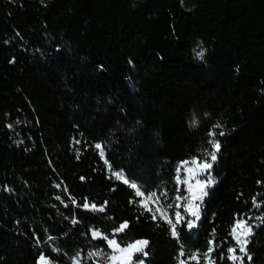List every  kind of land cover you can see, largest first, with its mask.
Returning a JSON list of instances; mask_svg holds the SVG:
<instances>
[{"label":"trees","instance_id":"trees-1","mask_svg":"<svg viewBox=\"0 0 264 264\" xmlns=\"http://www.w3.org/2000/svg\"><path fill=\"white\" fill-rule=\"evenodd\" d=\"M193 160L196 217L148 210ZM113 237L264 264V0H0V264H108Z\"/></svg>","mask_w":264,"mask_h":264},{"label":"rangeland","instance_id":"rangeland-1","mask_svg":"<svg viewBox=\"0 0 264 264\" xmlns=\"http://www.w3.org/2000/svg\"><path fill=\"white\" fill-rule=\"evenodd\" d=\"M208 164L207 161L198 163L195 160L180 163L178 167L181 172L178 174L177 184L183 187L185 191L184 196L169 198L168 196L160 197L155 193H151L149 196L143 198L144 206L150 211L159 209L160 213L165 217H168L170 213H172L171 211L174 210V218L177 214H180L181 216L186 215L188 218L194 219L199 211L200 202L209 186V180L204 174V171L209 168L204 166ZM149 197H151V199H149ZM193 213H195V215H193ZM240 222H243L244 226L242 228H237V224ZM248 228L249 227L246 226L244 221H238L234 226L236 231H233V236L240 247H243L246 242L248 234L245 235L244 233ZM237 236H239V239H237ZM109 240H114L116 242L117 239L113 237ZM136 246H140V244L136 242ZM109 247L111 250L109 253H106L108 264H131L130 255L132 247L121 246L117 242L115 245H109ZM102 255L104 254H97L100 259H102ZM110 257H114V259H110ZM179 264L185 263L180 261Z\"/></svg>","mask_w":264,"mask_h":264},{"label":"snow or ice","instance_id":"snow-or-ice-1","mask_svg":"<svg viewBox=\"0 0 264 264\" xmlns=\"http://www.w3.org/2000/svg\"><path fill=\"white\" fill-rule=\"evenodd\" d=\"M214 146L216 147L217 150H219V144H218V143H216ZM98 147H99V146H98ZM215 158H216V157H215V154H212V159L215 160ZM204 167H211V165L208 164V165H205ZM126 182H127V181H126ZM137 195H142V193H140V192L138 191V192H137ZM153 195H154V194H153ZM149 199H151V197H149ZM85 207H87V205H85ZM93 207H95V206L93 205ZM101 210H102V209H101ZM157 211H159V209H157ZM193 215H195V213H193ZM74 222H75V221H74ZM193 226H194V225H193L191 222L188 224V227H189V228H191V227H193ZM243 226H244V225H243V222H240V223L237 224V228H242ZM126 227H127V224H126V223H125V224H122V225L119 227V229H117V231H123ZM174 227H175V226H173V228H174ZM233 231L235 232L236 230L233 229ZM250 232H251V229L248 228L247 231H246L244 234L247 235V234H250ZM172 234H173V236L176 235V233H175L174 230H173ZM99 235H100V233H98V232H94V233H93V237H94V238L98 237ZM237 239H239V236H237ZM108 243H109L110 246L116 244V242H115L114 240H109ZM137 244L146 245V244H147V241H139V242H137ZM129 247H135V245H129ZM136 250H137V251H140L141 249H140V248H136ZM229 251H234V249H229ZM241 251H244V249L241 248ZM97 254H98V253H97ZM90 255H92V254L90 253ZM232 258H233V259H236L235 256H233ZM110 259H114V257H110ZM249 259H251V257H249ZM41 260H44V258L41 257ZM77 264H79V261H77Z\"/></svg>","mask_w":264,"mask_h":264},{"label":"built area","instance_id":"built-area-1","mask_svg":"<svg viewBox=\"0 0 264 264\" xmlns=\"http://www.w3.org/2000/svg\"><path fill=\"white\" fill-rule=\"evenodd\" d=\"M181 220H183V219H180V218L177 216V218H176V222H177V223H180Z\"/></svg>","mask_w":264,"mask_h":264}]
</instances>
